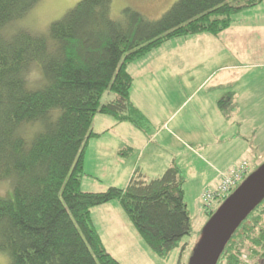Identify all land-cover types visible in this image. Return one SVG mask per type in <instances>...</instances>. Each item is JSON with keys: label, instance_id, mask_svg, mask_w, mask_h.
<instances>
[{"label": "trees", "instance_id": "obj_1", "mask_svg": "<svg viewBox=\"0 0 264 264\" xmlns=\"http://www.w3.org/2000/svg\"><path fill=\"white\" fill-rule=\"evenodd\" d=\"M38 1L0 0V180L13 182V196H0V252L8 264H123L107 250L91 217L93 207L118 200L150 248L168 258L192 231L180 167L173 161L152 179L137 167L125 187L84 191L85 149L100 135L92 129L94 118L111 115L151 136L150 119L131 98L129 66L171 39L217 35L238 12L264 0H177L157 19L130 6L113 18V0H80L49 26L59 40L53 53L28 29L6 32ZM34 59L44 63L50 84L30 91L21 73ZM107 91L115 97L103 102ZM232 99L219 102L226 115ZM52 106L65 109L55 123L48 121ZM34 119L45 121L46 131L28 143L18 128ZM134 150L127 146L119 155ZM249 170L248 162L246 177ZM217 264H264V200Z\"/></svg>", "mask_w": 264, "mask_h": 264}, {"label": "rangeland", "instance_id": "obj_2", "mask_svg": "<svg viewBox=\"0 0 264 264\" xmlns=\"http://www.w3.org/2000/svg\"><path fill=\"white\" fill-rule=\"evenodd\" d=\"M79 1L39 0L23 17L12 22L6 32L12 33L24 28L34 33L35 29H49L52 22L61 19ZM176 1L113 0L111 13L113 18H120L123 9L130 6L150 19H157ZM234 20V25L245 22L248 27L259 21L264 23V1L238 12ZM209 36L220 41L217 37L214 39L211 33L171 39L142 60H138L132 67V73L129 70L134 78L132 87L140 95L138 101L144 109L141 110L147 116L155 117L154 124L151 123L152 139L142 135L129 122L118 123L111 115L98 113L94 118L92 129L100 135L91 137L85 149V175L82 180L84 191H102L112 185L125 187L137 167L142 169L148 179L159 177L173 161H176L185 177L184 199L191 216L192 231L182 240L185 248L182 250L181 245L168 258L160 257L150 248L118 200L92 208L91 217L105 247L123 264H189L202 238L205 225L210 220V210L216 212L225 199L238 188L234 187L228 193L217 196L212 201V207L206 208L203 194L215 190L221 175L235 166H231L223 174L221 169L236 161L242 151L232 150L235 142L228 140L237 129L236 125L226 122L224 118L216 119L213 115L200 112V109L204 110L201 102L208 98L211 100L214 96V93L207 94L210 92L211 83L206 79L222 60L218 55H208L209 50L214 52L218 47V43L214 44ZM245 38H248L247 43H252L260 52L261 65L256 68H243L245 75L242 81L248 83L249 95H254V98L262 97L264 101V30L254 36L247 34ZM224 46L229 49V45ZM175 52L180 53V56H174ZM235 60L233 56V61ZM250 61L248 58L246 63ZM201 63H204L203 67H200ZM242 65L245 67V64ZM200 85V91H196ZM114 97V92L107 91L102 101L108 102ZM261 105L262 109L254 114L258 119L252 122L259 128L257 143L261 146L252 148L246 156L251 173L264 163V103ZM211 109L210 106V112ZM205 111L208 112V109L205 108ZM218 140L222 142L218 143ZM202 144H206L201 147L206 150L199 154L197 149ZM127 146L135 148L133 155L120 156V149ZM259 156L260 159L257 160ZM245 177L244 180L247 178ZM0 196H13L11 178L0 180ZM8 263V255L0 252V264Z\"/></svg>", "mask_w": 264, "mask_h": 264}, {"label": "crops", "instance_id": "obj_3", "mask_svg": "<svg viewBox=\"0 0 264 264\" xmlns=\"http://www.w3.org/2000/svg\"><path fill=\"white\" fill-rule=\"evenodd\" d=\"M262 29L264 30V23L261 21L257 22L252 27H248L245 22H241L239 24H235V25L233 24V27L228 32H225L227 30L226 29L225 31L217 35L212 34L214 36V39H216L215 37H217V39H219L220 41H215L211 36H209V39L212 40L214 44L215 42L218 43V47L217 50H215L214 52L209 50L208 55L212 57H217L218 55V57H222V60L220 65L217 66L213 71H211V73L208 75V78L206 79V81L211 83L210 92H208L207 94L214 93V96L213 99L211 100L208 98L206 99V101L201 102V105L202 107H204V110L202 111L200 109V112L202 113L204 112V114L208 116L213 115L216 119L224 118L226 122L230 121L233 126L236 125L237 129H235V131L228 138V140L229 142L231 141L235 142L234 148H232V150H242L240 156L236 161L221 169L222 171L221 174H223L228 169H230L231 166L233 167L244 161H248V159H246V156L249 155V153L253 150L252 148H258L259 146H261L258 145L257 143L259 128L256 126L257 124H253L252 122L258 119V117L255 116L254 114L262 109L261 104L264 103V101L262 97L260 98L259 96H256L254 98V95L251 96L248 94L249 93L248 83L246 81L244 82L242 81V77L245 75L243 74L242 69L246 67L256 68L261 65L259 63L260 52L253 47L254 45L252 43L251 44L249 42L247 43L248 38L245 37L247 34L254 36L255 33L256 34H258V32L262 33ZM224 44L229 45V49H226ZM212 53H214L215 56ZM174 56L178 57L180 56V53L175 52ZM233 56H235L236 58L235 61H233ZM244 58H246L244 61H240ZM248 58H250L251 61L249 63H246V61H248ZM136 63H138V61L133 62L129 66V70L131 71V73H132V67ZM242 64H245V67ZM203 66L204 63H201L200 67ZM201 86L202 85L197 87L196 91H200L199 88ZM212 90L216 92H213ZM131 96L133 102L140 109H143L138 101L140 95L139 93L136 92L135 88L133 87L131 89ZM231 97L233 98L231 102L232 103L236 102L237 105L232 106V103L229 104L228 108L230 113L226 115L223 112L224 110L220 107L219 102L222 99L225 100ZM210 106L212 107L211 112H210ZM205 108L208 109V112L205 111ZM148 116L151 123L154 124L155 117L151 115ZM143 134L144 133L142 132V135ZM147 138L152 139V136ZM221 142L222 140H218V143ZM205 146L206 144H202L200 148L197 149L198 150L197 153L199 152L200 154L201 151L205 152L206 148H201ZM258 159H260V156L257 157V160Z\"/></svg>", "mask_w": 264, "mask_h": 264}, {"label": "water", "instance_id": "obj_4", "mask_svg": "<svg viewBox=\"0 0 264 264\" xmlns=\"http://www.w3.org/2000/svg\"><path fill=\"white\" fill-rule=\"evenodd\" d=\"M264 200V163L230 194L204 228L189 264H217L234 232Z\"/></svg>", "mask_w": 264, "mask_h": 264}, {"label": "clouds", "instance_id": "obj_5", "mask_svg": "<svg viewBox=\"0 0 264 264\" xmlns=\"http://www.w3.org/2000/svg\"><path fill=\"white\" fill-rule=\"evenodd\" d=\"M34 34L42 36L47 45L49 53H53L59 47V40L51 33V31L44 27L42 29H35ZM25 82V88L28 90L43 89L50 84V78L45 71L44 63L39 59L30 61L26 68L21 73ZM63 109L60 106H52L48 109V121L51 123L57 122L63 115ZM46 131L45 121L40 119L27 120L21 122L18 132L22 138L30 143L36 136Z\"/></svg>", "mask_w": 264, "mask_h": 264}, {"label": "built area", "instance_id": "obj_6", "mask_svg": "<svg viewBox=\"0 0 264 264\" xmlns=\"http://www.w3.org/2000/svg\"><path fill=\"white\" fill-rule=\"evenodd\" d=\"M248 170V162L244 161L226 172L220 183L217 185L214 191L209 190L203 194V198L206 201V208L212 207V201L223 194L228 193L232 188H237L244 180V174Z\"/></svg>", "mask_w": 264, "mask_h": 264}, {"label": "flooded vegetation", "instance_id": "obj_7", "mask_svg": "<svg viewBox=\"0 0 264 264\" xmlns=\"http://www.w3.org/2000/svg\"><path fill=\"white\" fill-rule=\"evenodd\" d=\"M216 203H220V201H216Z\"/></svg>", "mask_w": 264, "mask_h": 264}]
</instances>
